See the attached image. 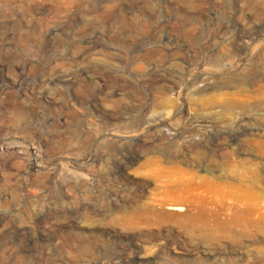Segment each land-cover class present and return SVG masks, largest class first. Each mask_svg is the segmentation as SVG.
<instances>
[{"label":"rangeland","instance_id":"1","mask_svg":"<svg viewBox=\"0 0 264 264\" xmlns=\"http://www.w3.org/2000/svg\"><path fill=\"white\" fill-rule=\"evenodd\" d=\"M0 264H264V0H0Z\"/></svg>","mask_w":264,"mask_h":264},{"label":"bare ground","instance_id":"2","mask_svg":"<svg viewBox=\"0 0 264 264\" xmlns=\"http://www.w3.org/2000/svg\"><path fill=\"white\" fill-rule=\"evenodd\" d=\"M189 52V51H188ZM263 68V67H262ZM256 72V71H255ZM232 106H233V104H232ZM229 109V108H228ZM231 109V108H230ZM171 209H173V210H175V211H181L182 209H180V208H177V207H171ZM169 214V213H168ZM242 214H244L245 216H247L248 214H250V212H249V210L248 211H242ZM241 214V215H242ZM249 217V216H248ZM243 222H246V223H248L249 225L250 224H257L256 222H252L251 220H249L248 218H246ZM240 223V222H239ZM238 223V224H239ZM244 226V225H243ZM248 227V226H247Z\"/></svg>","mask_w":264,"mask_h":264}]
</instances>
